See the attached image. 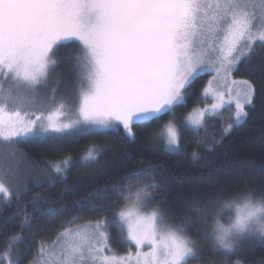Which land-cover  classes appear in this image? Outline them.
Wrapping results in <instances>:
<instances>
[{
    "label": "snow or ice",
    "instance_id": "6c2138e0",
    "mask_svg": "<svg viewBox=\"0 0 264 264\" xmlns=\"http://www.w3.org/2000/svg\"><path fill=\"white\" fill-rule=\"evenodd\" d=\"M69 44L76 49L73 61L80 79L78 115L69 122L53 121L49 115L45 124L43 113L28 108L49 83L56 51ZM258 48L264 49V0H0V142L11 147L29 134L61 133L81 122L117 132L122 128L134 138L135 127L173 113L196 79L214 73L204 96L218 102L192 120L199 129L205 116L225 104V93L213 90L214 81L231 77ZM232 84L240 85L234 101L238 122L247 116L246 105L254 102V88L248 80ZM227 95L231 105V89ZM64 107L60 103L57 111ZM180 132L174 122L163 125L160 139L166 149L179 148ZM192 156L196 159L197 153ZM85 159L95 161L97 154L88 151ZM67 163L53 165L55 172L61 173ZM125 180L127 187L116 189L125 203L112 221H67L71 226L51 245L43 242L30 264H211L202 254L205 245L210 257L220 255L224 264H243L230 257L246 242L264 241V193L220 196L204 206L194 201L197 235H191V221L164 224L159 207L145 212L158 188L152 172L141 169ZM0 194L5 201L12 196L3 179ZM59 214L56 209L46 213ZM30 222L25 215L24 224ZM113 224L126 233V255L112 252L108 228ZM21 240L19 234L4 240L0 264H20L14 249Z\"/></svg>",
    "mask_w": 264,
    "mask_h": 264
},
{
    "label": "trees",
    "instance_id": "16d2710c",
    "mask_svg": "<svg viewBox=\"0 0 264 264\" xmlns=\"http://www.w3.org/2000/svg\"><path fill=\"white\" fill-rule=\"evenodd\" d=\"M75 53L71 44L59 48L53 72L59 74L63 87L79 92L80 100ZM207 78L203 75L187 88L185 102L173 113L135 127L134 138L125 136L122 128L117 132L110 127L89 129L78 125L60 136L16 144L49 177H31L11 191L10 200L5 201L3 195L0 198V254L4 240L19 234L22 240L14 254L19 253L20 264H30L43 242H52L65 227L71 226L67 221L77 217L78 224L104 217L112 221L116 210L124 204L117 198L116 189L127 187L125 178L141 169L155 176L158 188L153 192L156 199L152 206L159 207L163 221L174 225L191 221V235H197L194 201L204 206L220 196L228 198L254 191L259 197L264 193V49H257L250 61L240 63L233 72L234 79L252 84L254 102L246 107L244 120L230 129L221 115L207 116L199 129L183 126L188 114L207 103L202 97ZM169 122L181 128L177 152H169L158 136L161 127ZM88 151L97 154L95 161L85 159ZM193 152L197 153L196 159ZM63 161L68 162L64 170L56 173L53 165ZM48 209H56L60 214L46 215ZM25 215L30 217V224H24ZM108 232L112 252L128 253L125 233L115 224ZM202 254L211 264H224L220 255L210 257L207 245ZM230 259H240L243 264H264V241L246 242Z\"/></svg>",
    "mask_w": 264,
    "mask_h": 264
},
{
    "label": "rangeland",
    "instance_id": "374dc122",
    "mask_svg": "<svg viewBox=\"0 0 264 264\" xmlns=\"http://www.w3.org/2000/svg\"><path fill=\"white\" fill-rule=\"evenodd\" d=\"M54 73L55 72H53V74L50 76L48 85L45 87H41L38 90V92L35 94L36 98H35L34 103H32L31 106L28 108V110L33 111L35 114L43 113L44 119L42 122L45 124L47 123V118L49 115H51L53 121L62 120L64 122L73 121L77 118V115H78V107H79V101H80L78 99L79 92H77V90L73 92L67 86L63 87L61 82H60L61 78H60L59 74L56 73V75H54ZM203 75H208L207 83L205 85V87H206L208 85V81L212 80L214 73H205ZM233 80L241 81V80L234 79L233 74L231 75V77H227V78L225 76L221 75L220 77H218V79L216 81H214L213 86H212L213 90L225 93V97H224L225 104L222 108L219 109L218 112L213 113L212 115H207V116H213V115L220 116L221 115L231 125L238 124L244 120V118H242L240 121L235 122V119H234V115H235V103H234V101L236 99L235 93L238 90V88L240 87V85H233L232 84ZM5 87H7V85ZM53 87L57 88V91L54 94L51 91V89ZM230 89L232 92L231 99L233 101V103L231 105H229L227 102L229 99L227 94L229 93ZM53 95L55 96V99L51 98ZM202 97L204 100L207 101V103L204 104L202 107H198V108L194 109L190 114H188L183 120V126L185 125L189 128L196 129V128L192 127V120L198 118L199 111L206 108V107L210 108L212 103L218 102L216 99H214L213 96L205 97L204 96V89H203ZM60 103H64L65 107L61 111L58 112L57 108L60 105ZM247 106L248 105H246V107ZM207 116H205V118ZM190 117H191V119H190ZM32 119H35V115L32 116ZM39 123L40 122H38V124ZM78 125L83 126L85 128H89V129L90 128H104L105 127V126L103 127V125H84L83 122H81ZM78 125H76V126H78ZM162 128H163V126L160 129V132L158 135L159 138H160V133L162 131ZM74 129H75V127L73 129H70L68 131L61 132V133L38 131L35 134H29L26 137H21L20 141L35 139V138H46V137H51V136H60L62 134H66L68 132H71ZM167 150L169 152H177V151H179V148L178 149H167ZM13 153H15V155H13ZM31 177L36 178V179H38V178L46 179L49 177V175L47 173L43 172L40 168L36 167L30 161V157L24 151H22V152L19 151L16 148V145H13L11 147H7L2 142H0V179H3L4 182L11 189V191H13L15 189V187H19V185H23L25 180H29V179H31ZM2 195L3 194H0V198H3ZM120 208H118V210H116L115 214L120 210ZM152 208H155V207L152 206L151 208H147V209H145V212H150L152 210ZM232 213L234 214V209H232ZM228 216H229V213L227 211H225L223 214V219L225 222H227ZM163 223L167 224L166 221H163ZM83 224H86V223H83ZM125 236H126V233H125ZM55 239L56 238H54V240ZM257 241L258 240H254L252 242H257ZM51 243L52 242L47 243V244L51 245ZM131 249H132L131 251L134 253L135 252V245H132ZM144 250L145 251L148 250L147 246H145ZM126 254H124V255H126ZM36 256H37V254L36 255L34 254L32 257L35 258Z\"/></svg>",
    "mask_w": 264,
    "mask_h": 264
}]
</instances>
